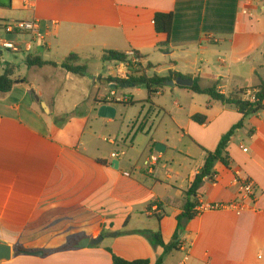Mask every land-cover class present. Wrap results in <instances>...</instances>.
<instances>
[{
  "label": "crops",
  "instance_id": "0c3cea01",
  "mask_svg": "<svg viewBox=\"0 0 264 264\" xmlns=\"http://www.w3.org/2000/svg\"><path fill=\"white\" fill-rule=\"evenodd\" d=\"M156 13L173 15L168 47L159 46L166 37L155 32ZM24 20L37 23L43 42L4 33L6 24ZM0 35L30 44L29 51L13 53L14 58L24 62L31 54L57 65L29 69L38 77L46 67L63 70L59 65L72 53L88 68L90 62L114 63L102 62L106 51H134L144 68L154 67L149 76L174 72L201 89L216 85L225 96L249 90L242 100L250 102L264 81V0H0ZM167 64L172 67L156 72ZM116 68L120 70L118 64ZM116 74L92 75V81ZM19 79L26 83L0 96V243L12 248L11 259L0 264H112L106 249L127 261L155 264L163 250L135 232L159 230L165 244L171 241L184 192L202 168L205 151H214L241 119L242 127L227 146L229 167L215 164L214 176L201 185L196 202H238L239 180L253 183V200L240 214L209 211L189 220L179 234L177 255L168 254L163 263L174 258L173 264H179L187 257L185 264H264V110L242 118L236 108L185 87L169 86L167 96L160 87L154 95L160 98L144 112L142 106L143 113L119 140L132 153L122 161L119 153L116 159L111 158L114 152L102 156L92 128L85 142L82 133L70 134V122L59 128L35 109L28 85L32 82L42 102L52 79L45 78L46 93L37 88L38 79ZM96 98L88 111L95 115L101 104ZM45 105L52 117V103ZM106 105L116 110L119 104ZM195 114L205 116V123L193 122ZM85 119L79 123L86 125ZM157 143L165 147L163 154L154 151ZM149 155L158 158L151 169L143 165ZM98 237L97 246L75 247ZM68 243L69 249L55 251ZM15 246L43 254H15Z\"/></svg>",
  "mask_w": 264,
  "mask_h": 264
},
{
  "label": "trees",
  "instance_id": "16d2710c",
  "mask_svg": "<svg viewBox=\"0 0 264 264\" xmlns=\"http://www.w3.org/2000/svg\"><path fill=\"white\" fill-rule=\"evenodd\" d=\"M173 24V15L171 13H156L153 16V26L155 32L162 34L166 37V40L161 43L159 46L168 47L169 36L171 33V28ZM136 54L140 56L137 52ZM78 57L75 54L67 56L64 61L59 65L60 69H63L66 73L85 77L87 75L88 68L86 65H79ZM102 62H126V57L122 53L114 51H106L103 53ZM24 63L27 69L32 68H42L45 66L56 67L57 65L53 62H48L42 60L40 56L37 55H26ZM3 72L0 75V96L10 93L12 88L15 85L25 84V79L13 78V69L7 64L3 67ZM154 69V67L148 64L141 72H137L135 76H130L126 80H120L113 77H107L105 79H100V83L110 86V84H116V86L128 85V88H137L144 87L147 91V102L150 100V97L157 93V89L162 87V85L169 79L175 80L177 78H182L179 74L174 72H169L167 77H160L158 74L153 73L149 76L148 71ZM118 89V88H115ZM192 93L203 94L210 97L213 101L220 102L223 105L236 108L238 113L242 118L249 115H255L264 110V81H260L257 87L254 89L252 102L247 100H242V97L246 95V92L249 90H240L233 95L225 96L216 90V85L209 89H201L197 82L194 81L193 85L190 88H187ZM126 101L124 102H109L107 100L96 101V103L103 104H121V105H134L136 102L132 100L131 97H125ZM73 115V114H72ZM71 115V116H72ZM192 121L202 125L205 123L206 118L203 115L195 114L191 117ZM242 127V119L236 125H234L225 135L221 137L219 143L216 144L214 151H205V159L202 168L199 173L195 176L191 186L187 191L184 192L185 200L181 213L176 217L177 227L171 238V241L168 244L163 242L160 231L151 232V231H138L135 232L138 235H141L149 242V244L156 248L160 247L163 250L162 255L157 258L155 264H164V258L173 251L178 250V239L179 234L183 229V225L189 220L191 221L195 216L194 209L197 206L196 198L198 197V190L201 185L206 180H212L214 176V166L217 163L222 164L224 167H229L230 158L227 153V146L230 142L231 137L234 133ZM105 164V162H99ZM151 205V204H150ZM160 208L159 204H157ZM158 221L161 220V216H157ZM70 248L69 243L55 251H63ZM15 254H24L25 250L20 246H15L13 248ZM106 251L111 255L112 264H150L149 260L141 259L134 261H127L118 256H116L110 249ZM54 252V251H53Z\"/></svg>",
  "mask_w": 264,
  "mask_h": 264
},
{
  "label": "rangeland",
  "instance_id": "374dc122",
  "mask_svg": "<svg viewBox=\"0 0 264 264\" xmlns=\"http://www.w3.org/2000/svg\"><path fill=\"white\" fill-rule=\"evenodd\" d=\"M0 40L14 41V38L9 36L7 37V35H0ZM0 52L2 53L0 55V71L7 64H15L16 67L12 68L15 71L16 78L28 77L30 79H38L40 82H38L37 88L39 87L38 89H44L45 93L47 89L49 90L48 86L45 85V78H50L54 81L53 86L50 88V92H48V94L44 93L45 95L42 101L47 105L52 103V109L55 112L54 115L50 117L49 113H46L37 102L34 103V106L39 113H44L48 120L54 122L57 127L61 128L70 122V134L75 137L76 135L79 136V134L82 133L84 136L83 141L85 142L88 141L87 138L90 136L89 130L92 128L96 134L94 141L97 145H99V150L103 157H109L110 154L114 152L119 153L120 160L124 161L132 154L128 153V150L124 146L118 144L119 140L125 138L127 131L126 127L130 125L131 121L137 119L139 114H142L147 109L148 105L154 104L155 101L160 98V96L157 97L153 95L147 102V91L144 87L110 89L108 85L100 83L99 81L93 83L92 80L94 76L92 75L99 74L102 77H106L107 75L117 73L118 69L116 68L117 64H115V62L112 64H107L106 67H104V65H102L100 62H90L88 65V72L85 77L67 75L64 70L58 71L50 69L49 67L44 68L41 71V76L38 77L36 76V71H31L26 68L25 63L20 59V57L14 58L13 53L6 50L0 49ZM51 59H58L57 61H60L59 58ZM151 63L155 65L154 62ZM225 63L226 64L224 65V68L228 65V61L225 60ZM78 64L83 65L82 63ZM216 64L219 66L220 63L216 61ZM30 84H32V82ZM43 85H45V87H42ZM161 89L166 92L163 96H167L169 90H171L170 87L168 88L163 85ZM111 91L115 93L116 98H120L122 100H126L124 97H131L132 100L136 102V104L117 105L116 117L111 120L112 123H108V119L99 118L94 113H88V111L90 107V101L93 99V97L96 96V99L104 100L110 95ZM143 105L146 108L142 112ZM70 113L73 115L71 116ZM81 117H86L84 120L86 125L79 123V119ZM108 139L115 140L116 144L113 146L109 145L106 142ZM117 145L119 146L117 147ZM121 152L124 153V156L121 154ZM155 155L157 154L155 153ZM170 254L173 256L177 255L175 251L171 252ZM173 259L174 258H167L165 262L167 264H173Z\"/></svg>",
  "mask_w": 264,
  "mask_h": 264
},
{
  "label": "built area",
  "instance_id": "2783aa9c",
  "mask_svg": "<svg viewBox=\"0 0 264 264\" xmlns=\"http://www.w3.org/2000/svg\"><path fill=\"white\" fill-rule=\"evenodd\" d=\"M252 1V0H249ZM246 14V11H243ZM3 31L7 35H18V34H25L29 36L31 42L34 41H41L43 42V37L39 34L38 25L36 22H28V21H16L10 24H6L3 27ZM30 44L28 43H21L18 41H4L0 40V49L6 50L12 53H18L23 49L25 51H29ZM126 62L118 64L119 69L116 76V79L126 80L130 76L137 75V72H141L144 68V61L141 56H138L136 52L129 51L125 54ZM114 84V83H113ZM110 84V85H113ZM116 85V84H114ZM107 101L109 102H124L126 100H122L120 98L115 97V93L113 91L110 92V95L106 97ZM245 152L246 149H243ZM118 157L117 154H111V158L116 159ZM158 158L155 155H149L147 159L144 161V166L148 169H151L153 166L157 165ZM238 186V195L240 200L238 202H232L227 204H203L198 202L197 206L194 209L196 216L201 215L204 212L209 211H220V210H229L233 211L236 214H240L241 212L247 209L246 202L253 200V192H254V185L249 180H239L236 182ZM187 257H185L179 264H185Z\"/></svg>",
  "mask_w": 264,
  "mask_h": 264
},
{
  "label": "water",
  "instance_id": "95a60500",
  "mask_svg": "<svg viewBox=\"0 0 264 264\" xmlns=\"http://www.w3.org/2000/svg\"><path fill=\"white\" fill-rule=\"evenodd\" d=\"M172 67V64H167V65H161L156 68V72H161L165 71L167 69H170ZM168 87H175V86H180V87H185V88H190L193 85V81L190 79H185V78H177L175 80H167L165 83ZM28 87L31 90V93L33 94V98L35 102L39 103L42 109L48 113L47 106L40 101V98L38 95H36L32 89V85L29 84ZM128 88V85H121V86H116V85H110V89H115V88ZM97 117L103 118V119H113L116 115V110L114 107L110 105H106L101 103L99 107L97 108ZM154 151L156 153L163 154L165 151V147L161 144H155L154 146ZM113 168L117 169L118 168V163L114 161L112 163ZM102 237H98L96 239H88L85 238L81 240L75 247L78 249L81 248H86L88 246H97L101 243ZM25 254L33 255V256H41L43 253L42 252H25ZM12 255V248L6 244L0 243V263L7 262L8 260L11 259Z\"/></svg>",
  "mask_w": 264,
  "mask_h": 264
}]
</instances>
